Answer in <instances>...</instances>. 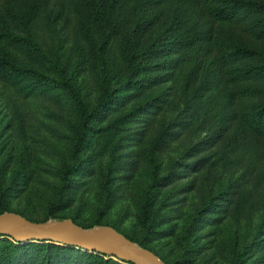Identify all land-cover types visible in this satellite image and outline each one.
Masks as SVG:
<instances>
[{"label": "rangeland", "instance_id": "1", "mask_svg": "<svg viewBox=\"0 0 264 264\" xmlns=\"http://www.w3.org/2000/svg\"><path fill=\"white\" fill-rule=\"evenodd\" d=\"M249 1L253 29L243 18L213 20L196 0H0V27L26 29L47 52L36 67L50 75L51 60L65 67L91 113L77 148L83 117L67 91L50 90L58 101L17 88L29 80L16 87L0 77V212L111 226L147 238L169 264H264V131L240 116L264 97L234 95L243 83L217 59L234 39L254 50L241 64L264 70V0ZM190 36L201 46L174 47ZM105 80L121 86L92 113ZM245 84L264 88V80ZM185 88L200 99L180 114Z\"/></svg>", "mask_w": 264, "mask_h": 264}, {"label": "trees", "instance_id": "2", "mask_svg": "<svg viewBox=\"0 0 264 264\" xmlns=\"http://www.w3.org/2000/svg\"><path fill=\"white\" fill-rule=\"evenodd\" d=\"M196 1H199L204 5L207 16L213 20L222 23H231L243 18V21L247 22L250 28L253 29L256 26V18L245 14L249 13V8L255 5L252 1ZM1 15L2 14H0V16ZM0 19H3V16L0 17ZM21 23L22 25L24 24L25 27L28 25V22L25 23L21 21ZM26 33L28 35L24 36L19 32V30L14 31L9 30L4 26L0 27V77L6 80L8 84L10 83L11 86L16 87L18 81L29 80L30 83H28V86L20 85V87L17 88L20 90H26L27 93H40L46 97L53 96L58 101L60 98L57 93H52L50 90L61 89L63 91H67L72 99H74L81 107V116L83 117V124L79 129H76V131H78V143H76L78 148L81 140L84 139L86 135V128L89 127L87 123L91 113L88 114L83 109L82 101L79 98V89L73 82H71L66 73L65 67L59 65L57 61L51 60L53 67L57 71V75L47 74L45 71L36 67L38 62L42 64V62L44 63L45 61H48L47 52L40 43L31 39L30 34L25 29V34ZM112 33V30L102 33V40L104 42L110 40ZM224 39L225 38H222L220 42ZM103 41L99 43V47L101 49L103 47ZM200 42L201 41L197 36H190L185 39L182 38V40H178L177 43L174 44V47L177 46L182 49L185 45L189 44V46L193 49L195 46H201ZM108 51V49L105 50V52ZM132 51V47L125 48V54L121 57L123 67L128 75L136 69ZM253 53L254 50L240 44L234 39L223 41L221 43V48H219L217 55L219 64L223 63L224 65L231 67L229 69V74L232 82L243 83V85L233 93L239 98L258 99L264 97V88L245 84L250 81L264 80V70L258 69L257 67L247 63L241 64L246 61V59L250 58ZM120 82L116 83L114 87H111L106 80L103 82V97L92 113H96L97 110L101 108L105 109L109 103L114 101L116 94L115 90L121 86ZM183 97L184 103L178 108L180 114L193 108V104H196V101L200 99L199 96L189 97L188 89L186 88L183 91ZM155 108H157V106H155ZM240 116L242 121H244L252 131H264V103L250 101L243 104L241 106ZM1 213H3V211L0 212V214ZM21 215L28 218L24 214ZM144 219L147 222V214L145 213ZM129 239L140 243V245L144 248L154 251L149 246L147 238L135 240L130 237ZM105 256L109 255L104 253L101 254V252L97 251L85 250L73 245L56 244L52 241H41L36 243L35 241H29L22 243L17 240H11L9 237H4L0 241V264H118V262L114 261L112 258L105 259ZM124 262H127L128 264H135L134 262L127 260H124Z\"/></svg>", "mask_w": 264, "mask_h": 264}, {"label": "water", "instance_id": "3", "mask_svg": "<svg viewBox=\"0 0 264 264\" xmlns=\"http://www.w3.org/2000/svg\"><path fill=\"white\" fill-rule=\"evenodd\" d=\"M18 242L52 241L97 251L135 264H166L154 251L140 246L111 226L88 229L73 221L55 224L30 220L16 212L0 214V237Z\"/></svg>", "mask_w": 264, "mask_h": 264}]
</instances>
